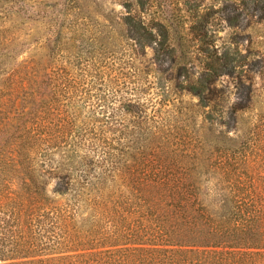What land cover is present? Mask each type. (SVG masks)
<instances>
[{
	"label": "trees",
	"instance_id": "trees-1",
	"mask_svg": "<svg viewBox=\"0 0 264 264\" xmlns=\"http://www.w3.org/2000/svg\"><path fill=\"white\" fill-rule=\"evenodd\" d=\"M102 1L0 0V264H264V41L218 46L209 12L151 16L147 0H126L92 38L128 42L123 85L117 73L94 80V64L58 57L51 68L64 30ZM241 2L262 35L264 0ZM49 8L54 45L47 31L48 62L32 64L43 78L23 85L16 58L41 37L14 38L9 25ZM146 47L144 69L134 56ZM198 117L215 127L230 117L234 135L196 130Z\"/></svg>",
	"mask_w": 264,
	"mask_h": 264
},
{
	"label": "rangeland",
	"instance_id": "rangeland-1",
	"mask_svg": "<svg viewBox=\"0 0 264 264\" xmlns=\"http://www.w3.org/2000/svg\"><path fill=\"white\" fill-rule=\"evenodd\" d=\"M28 2H32L34 0H25ZM59 0H50L49 3H56ZM122 1L126 0H104L102 3H100V7L96 8L95 6H92L91 8V16L86 19H79L78 21L81 24H76L70 29H65L64 33V39L63 42H66V50H62V52L56 56V54H53L48 60H50V64L53 66L51 68H56V58H60L58 60L63 61L62 63L70 66V67H76V63H81L82 65H95L98 66L100 69L101 74H98L99 77L94 78V80L105 79L108 80V75L112 76L113 74L117 73V77L119 79V83L121 85L122 81L124 80V74H122L125 71L130 70L132 54L130 53V49L128 46V42L123 40L120 36H117L115 40H111L106 46H100L99 44H92V38L93 34L99 33V29H101L103 26H109V24L112 23L110 17L113 15H123L126 12H128V6ZM128 1V0H127ZM148 5L147 7V13H149L151 16H158V15H172L177 13V9H181L182 11L184 9L191 10H201L202 12H209L212 14L211 20L213 21L212 26H210L209 32H216L217 38H214L215 44L218 46H224L225 44H231L232 46H237L241 51L245 48L247 44H250V39H260L264 41V19L263 23L261 24L262 30L259 32V34L262 35H254L250 31L249 25H250V18L247 17V13L249 11L246 10L245 7H249V4L245 3L243 4L241 0H147ZM144 8V9H145ZM243 9V10H241ZM48 16L45 17L43 20L33 21L32 19L27 22H24L23 24L18 22L21 25L15 26L9 25L8 30L14 33L12 37L14 38H31L33 36H39L41 39L39 42H32L30 40L29 45H26L25 51L17 56L16 60L23 63L26 70L25 80H23V85H30L32 82L39 80H42L41 70L39 73L35 72V68H32L33 60H41L42 63L45 65V63L48 62L46 58V53L48 52V49L44 47V40H45V33H52L56 34V26L51 27L49 23L51 22L52 25L56 24V8H49L48 10ZM236 13L239 14L238 19L236 20L235 16ZM228 16H231L232 21H236L235 28H231L228 26V23L223 21L222 19H219L218 17H224L226 19ZM33 17H37L35 13H33ZM36 20V19H35ZM7 27V26H6ZM48 31V32H47ZM38 32L36 35H33L32 33ZM10 35H12L10 33ZM11 37V36H10ZM205 41L207 39L205 38ZM208 42V41H207ZM205 43V42H204ZM51 45H54V37L52 40ZM231 46V47H232ZM56 47V46H55ZM56 50V49H55ZM56 52V51H55ZM145 55L143 52L139 51L138 55H135V65L137 67H141L145 69V66L149 62V59L153 56L152 55V49L150 47H146ZM42 58V59H41ZM168 59V58H167ZM166 61H163V66L167 64ZM107 62L110 63V65L113 67V70L110 71L109 68H107ZM12 65V62L10 63ZM255 71H259V63L255 64L254 66ZM104 70V71H103ZM105 72V73H104ZM149 74L146 75L147 78L151 81H155V74L153 71L149 70ZM89 78V77H88ZM112 78V77H111ZM115 79V78H114ZM226 76H223L220 81L224 85V89L228 90L229 86H227L230 81L228 80ZM229 82V83H228ZM260 82V81H259ZM262 81L260 82V84ZM263 84V83H262ZM17 90H14V92ZM111 90L108 89V93ZM123 95H125V90L123 92ZM110 95V94H109ZM146 97H153L155 100V90L154 87L151 88L146 94ZM144 97V96H143ZM234 94H230V101H233ZM196 99L193 98V101ZM88 109V107H87ZM84 111H86L84 109ZM247 116V114H246ZM198 121V122H197ZM194 125L196 130L200 131H206L208 132H215L217 133L220 128H226L229 127V134L234 135V123L231 120L230 117H226L224 126L221 127H215V126H209L208 123L203 122L202 117H198L196 121L192 124ZM227 125V126H226ZM209 129L207 130L206 128ZM212 128V129H211ZM211 136V135H210ZM194 140L201 143H207L202 137L198 134H194ZM213 137V136H212ZM208 139H211V137H208ZM209 155V152L206 153V155ZM213 157V156H211ZM54 164L56 163V154L53 156ZM211 173V172H210ZM55 175V174H54ZM53 184H50L49 188H52Z\"/></svg>",
	"mask_w": 264,
	"mask_h": 264
}]
</instances>
